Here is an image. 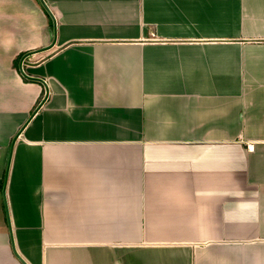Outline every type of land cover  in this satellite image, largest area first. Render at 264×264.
<instances>
[{
	"label": "crops",
	"instance_id": "1",
	"mask_svg": "<svg viewBox=\"0 0 264 264\" xmlns=\"http://www.w3.org/2000/svg\"><path fill=\"white\" fill-rule=\"evenodd\" d=\"M0 264H264V0H0Z\"/></svg>",
	"mask_w": 264,
	"mask_h": 264
},
{
	"label": "built area",
	"instance_id": "2",
	"mask_svg": "<svg viewBox=\"0 0 264 264\" xmlns=\"http://www.w3.org/2000/svg\"><path fill=\"white\" fill-rule=\"evenodd\" d=\"M24 60H25V59H24ZM24 60H22V61L20 60L21 70H22V68H23V66H24V63H25ZM248 148H249L250 151H253V150H254V147H253V146H249Z\"/></svg>",
	"mask_w": 264,
	"mask_h": 264
},
{
	"label": "trees",
	"instance_id": "3",
	"mask_svg": "<svg viewBox=\"0 0 264 264\" xmlns=\"http://www.w3.org/2000/svg\"><path fill=\"white\" fill-rule=\"evenodd\" d=\"M22 58H23V55H21V56L19 57V59H17V60L15 61L14 65L17 66Z\"/></svg>",
	"mask_w": 264,
	"mask_h": 264
}]
</instances>
